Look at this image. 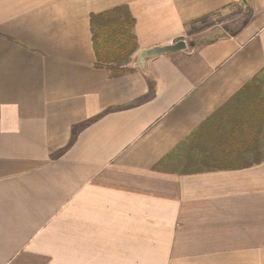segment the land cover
I'll list each match as a JSON object with an SVG mask.
<instances>
[{"label": "crops", "instance_id": "0c3cea01", "mask_svg": "<svg viewBox=\"0 0 264 264\" xmlns=\"http://www.w3.org/2000/svg\"><path fill=\"white\" fill-rule=\"evenodd\" d=\"M0 264H264V0H0Z\"/></svg>", "mask_w": 264, "mask_h": 264}, {"label": "trees", "instance_id": "16d2710c", "mask_svg": "<svg viewBox=\"0 0 264 264\" xmlns=\"http://www.w3.org/2000/svg\"><path fill=\"white\" fill-rule=\"evenodd\" d=\"M135 20L126 5L89 15V30L95 55L94 66L112 77L130 70L131 56L137 49L133 33Z\"/></svg>", "mask_w": 264, "mask_h": 264}, {"label": "water", "instance_id": "95a60500", "mask_svg": "<svg viewBox=\"0 0 264 264\" xmlns=\"http://www.w3.org/2000/svg\"><path fill=\"white\" fill-rule=\"evenodd\" d=\"M185 47V42L183 40H177L174 43L161 45V46H152L150 48H146L141 50L137 57V65L143 67L144 58L156 54H162L166 52L176 51Z\"/></svg>", "mask_w": 264, "mask_h": 264}]
</instances>
